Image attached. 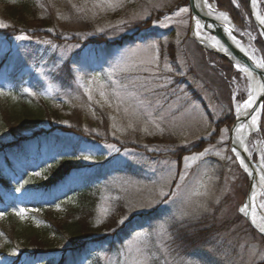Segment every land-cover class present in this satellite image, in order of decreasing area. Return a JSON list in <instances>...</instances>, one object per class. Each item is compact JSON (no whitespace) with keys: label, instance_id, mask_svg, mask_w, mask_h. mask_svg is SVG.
Here are the masks:
<instances>
[{"label":"rangeland","instance_id":"rangeland-1","mask_svg":"<svg viewBox=\"0 0 264 264\" xmlns=\"http://www.w3.org/2000/svg\"><path fill=\"white\" fill-rule=\"evenodd\" d=\"M34 1L39 7L45 5L40 7L43 14L51 10L52 16L56 17L57 28L47 33L60 41L34 38L28 32L31 40H16L15 36L20 31L16 33L11 29L13 25L4 18L0 4V20L11 25L0 28V88L11 93L0 96V102L8 105L6 108L4 105L8 113L12 108L21 110L24 106L37 110L48 103L60 112L63 119L58 122L48 117L49 120L37 124L23 135L32 140L22 148L12 150L9 144L16 138L5 129L0 115V150L10 148L13 151L11 154L0 152V176L11 179L7 185L0 183V211L7 213L0 219V264H124L125 259L130 262L137 257L136 247L141 242L151 249L156 264H261L264 241L239 214L248 193L249 179L232 155L229 139L230 129L237 118L235 103H242L247 98L250 83L232 64L228 62L235 72H231L229 65L219 56L205 51L189 39L192 21L188 0ZM236 3L240 4L239 8L235 7L241 11L243 22L241 27L234 22L236 33L250 52L258 49L256 57L264 60L250 5L248 12L240 0ZM73 4L76 8L72 7ZM263 6L264 0H258L261 16H264ZM181 7L188 8V12L173 15ZM77 8L82 11L77 12ZM165 14L171 16V20L166 21L170 26L154 27L152 21L162 20ZM39 16L44 18L41 14ZM120 21L129 22L125 31L118 33L110 28ZM68 25H77L75 29H82L78 33H85L86 39H81L76 33L64 32L62 27L68 29ZM97 28L107 29L115 38L96 32ZM245 31H250L257 39L250 40L243 34ZM65 36L71 39L66 40ZM165 39L167 43H164ZM46 40H51L57 47L53 49L50 45L38 43ZM152 41L161 47V73L171 78L167 89L157 90L158 93H168L165 107L172 105L163 120L157 119L163 131L144 119L131 120L132 127H129L130 118L122 108L116 109L111 90L104 89L109 93L106 102L99 95V82L89 84V74L99 73L104 80V72L110 62L122 52L136 44ZM77 43L81 45L80 49L68 48ZM77 52L80 53L77 59L84 61L83 79L79 81L68 72V64ZM143 55L139 54L138 59ZM62 56L64 60H61ZM165 63L170 64L174 71L167 72ZM233 77L235 81L230 83ZM88 86L92 88L93 100H89L84 91ZM25 89L37 94L31 95ZM109 103L113 106L110 107ZM75 109L79 110L77 117L82 116L81 127L71 124V119H75ZM256 141L263 142L264 155L261 126L251 147ZM202 142L207 144L201 146ZM107 144H114L121 151L110 152L104 147ZM205 148L211 151L203 159L187 162L189 171L185 183L200 195L192 194L188 200L182 191L174 204H155L159 200L161 177L167 178V183L174 188L178 180L172 176L185 169L182 157ZM83 155H91L93 159L77 158ZM253 156L257 162L254 150ZM65 158L72 159L76 168L71 176L66 177L65 184L54 191L51 190L54 187H41L52 169ZM34 172L41 174L33 176ZM29 178L30 183L16 191ZM86 185L97 198L91 219L95 227L102 229V235L98 238L101 240L78 255L73 256L67 244L60 251L37 258L19 244L12 243L3 231L8 215L18 217L27 227L40 230L45 226L41 207L51 208L53 214L62 216L67 205L74 204L73 195ZM163 188L169 190L167 184ZM196 202L206 205L207 211L201 208L196 218L172 221L171 217L178 216L181 210L190 212ZM20 208L28 210L25 219L15 215ZM124 215L129 219L120 226L117 221ZM98 221L102 223L97 224ZM165 221L166 227L171 225L170 231L178 234L175 239L167 233H159L160 225ZM204 230L209 234H196ZM134 231L151 233V236L134 238L130 235ZM7 244L11 247L4 252ZM13 249L18 250L16 256L10 254Z\"/></svg>","mask_w":264,"mask_h":264},{"label":"snow or ice","instance_id":"snow-or-ice-1","mask_svg":"<svg viewBox=\"0 0 264 264\" xmlns=\"http://www.w3.org/2000/svg\"><path fill=\"white\" fill-rule=\"evenodd\" d=\"M205 4H208V0H204ZM258 0H250L252 8L257 6ZM232 3L235 4L237 8L240 7V4L236 3V0H232ZM40 7H45V5L41 4ZM73 8L76 6L73 4ZM209 9H212V5L208 4ZM77 12L82 11V9L77 8ZM188 8L181 7L178 8L173 15H180L181 13H187ZM219 16L223 18L224 21H229V16L226 12H220ZM256 19L258 20V28L257 33L260 37V43L264 46V16L256 14ZM171 16L165 14L162 20H155L152 21V25L154 27H162L167 28L170 25L166 23V21H170ZM128 21H120L117 25H110L111 29H114L118 33H122L126 30V26L128 25ZM11 25L5 23L4 21L0 20V28H9ZM206 24L202 22L199 18H195V31L194 34L200 39V42L203 43L204 40L207 38L206 36L202 35L203 30L205 29ZM226 32V35L233 41L236 42V46L240 47V50L244 52L245 55L249 56V59L253 60L256 65V68L264 70V60H257L256 59V52L258 49H253L251 53L248 52L247 49L241 47L240 41L237 39L236 35H234L233 27L225 24L222 26ZM48 32H54L55 30L52 28L46 29ZM96 32L100 34L108 35L110 39H114L115 37L105 28H97ZM93 33H89L88 35H92ZM248 35L250 40H256L257 36H253L250 31H245L243 33ZM63 35V34H61ZM76 36L80 37L81 39H86L85 33H76ZM66 40L71 39L69 36L64 37ZM15 39L18 41L24 40H31L32 37L26 33L24 30H20V34L15 36ZM215 39V37H213ZM38 43H43L50 45L53 49L57 46L53 44L51 40L46 41H38ZM164 43H167L165 39ZM179 43V41H177ZM217 44H220L219 40H216ZM69 49H80L81 45L79 43L74 45H69ZM222 50L225 54L232 57V53L230 52L227 46H222ZM143 53V57L138 59L139 54ZM160 53L161 47L160 44L156 41L146 42L144 44H136L134 47H129L124 52H122L113 62H110L108 69L104 72V80H101V76L99 73L96 74H89V84L97 83L100 84V91L99 95L105 98V101L108 102V95L104 89H110V95L114 98V105L117 110L123 109V112L126 116L130 118L129 127H132L131 120L140 121L144 119L146 121H151L156 128L160 129L159 123H157V119L163 120L165 114L171 109L172 105H169L168 108L165 107V102L167 101L168 93L165 91L163 93H158V89H167L168 85L171 83V78L161 73L160 71ZM80 57V53L77 52L76 56L72 58L71 62L68 64V72L69 75L72 76L76 80H82L83 77L81 75L83 68H84V61L82 59H77ZM234 59L233 66L241 73H248L249 77L252 76L253 70L246 65H243L239 60ZM61 60H64V57H61ZM59 67V65L57 66ZM164 68L167 72L171 73L174 71L170 64L165 63ZM143 74V75H142ZM260 76H264V71H262ZM115 77V79L113 78ZM235 81V77L230 83ZM26 92H29L31 95H36L37 93L33 92L31 89H25ZM85 93L88 95L89 100H93L92 96V88L90 86L85 87ZM3 95H11L10 92L6 93L3 88H0V96ZM154 97V98H153ZM232 99L235 101V95H233ZM98 104L99 101H96ZM113 103H109V106L112 107ZM241 109L245 111L247 116L251 120V125L256 126L257 131H260V125L258 123L260 119V113L257 109L264 110V102L260 101V98L255 94V91H249L247 98L243 100L241 103L240 101H236L234 112L238 118L241 113ZM159 115H155V114ZM155 117V118H154ZM67 123V122H65ZM244 122L239 121V127L237 131H240L244 127H247ZM147 131V128L144 129ZM163 131V129H160ZM211 133H209V136ZM204 139H207L205 137ZM187 145H185L186 147ZM110 152L115 151L119 153L121 151L120 148H117L114 144H107L104 145ZM147 147V145H145ZM160 149H149V151H159ZM210 148H205L203 151L199 153H193L190 156L182 157V160L185 162V169L183 172L179 173L178 175L172 176V179L178 180L175 187L169 183H167V178L161 177V188L158 192L159 200L155 201V204H174L178 198H180L181 192L185 191V199L190 200L191 195H200V193L196 192L194 188H189L188 185L185 183L187 181L189 166L187 162L189 160L196 161L203 159L208 153H210ZM232 153L236 156L237 160L239 161L240 165L247 171L248 165L245 163V159L241 157L240 152L237 150L236 147L231 149ZM244 151L247 152V146L244 147ZM128 154V151L125 150V155ZM219 155V153H217ZM78 159L82 158L84 160H92L93 157L91 155H83L78 156ZM231 160V157H228ZM261 165V170L264 171V155L261 156L259 161ZM40 172H34L33 176H39ZM251 174V173H249ZM264 180V176L261 177ZM31 178L29 180H25L23 184H21L20 188H17L16 191H21L25 184L30 183ZM167 184L168 191H165L163 185ZM252 199H255V196H252ZM217 204L220 203L219 200L216 201ZM56 207L59 209L60 205L57 204ZM249 205H243L239 211L244 214L246 213V209H248ZM203 208L207 211L206 205H202L199 202L195 203V206L192 210L184 211L181 210L178 216L174 215L171 217L172 221L178 222L183 221L185 217H192L196 218L198 210ZM26 209L20 208L19 210L15 211V215L19 216L21 219L26 218ZM131 212V209L128 210ZM6 211H0V219H2L6 215ZM251 215V221L253 224L256 223L255 216ZM129 219L128 215L122 216L118 221V225L123 226L125 222ZM102 223V221H98L97 224ZM167 225V221L164 224L160 225L159 233H167L171 239H175L176 235H174L171 231V225ZM112 231H116V229H112ZM261 234H264V225H261L258 229ZM134 238L135 237H145L146 239L151 236V233H145L143 231H134L131 233ZM136 251L138 253L137 257L132 259L130 262L125 259L124 264H156L154 260L151 249L147 247V245L141 242L137 245ZM13 256L18 254L17 249H13L10 253ZM261 264H264V259L261 260Z\"/></svg>","mask_w":264,"mask_h":264},{"label":"trees","instance_id":"trees-1","mask_svg":"<svg viewBox=\"0 0 264 264\" xmlns=\"http://www.w3.org/2000/svg\"><path fill=\"white\" fill-rule=\"evenodd\" d=\"M213 1L217 4L219 9L227 11L230 14L237 27L243 26L241 15L239 14L241 11L235 7L232 0ZM240 1L243 4L244 9L249 12V0ZM0 4L3 6L2 14L4 18L12 23L13 28L11 29H14L16 33L17 31H20L19 29H22L34 38H55L60 41L59 38L53 37L46 31V29L49 28H57L56 17L52 16V13L50 12L51 10L48 12L46 11L43 14L38 3L34 0H0ZM39 14L43 15L44 18L39 16ZM72 25H68L70 26L68 29L62 27V30L71 33L82 31V29H75L78 28L77 25ZM60 36L62 35L60 34ZM259 41L260 37L258 40L259 47L264 52V46H262ZM220 59L229 65L231 72H235L233 66H231L227 60L223 58ZM4 105L5 108L6 106L8 107L7 104L0 102V115L5 124V129L10 135L16 138L14 143L9 144L11 149L22 148L27 141L32 140V138L23 135L28 133V131L33 129L37 124L43 123L45 120H49V118H53L58 122H61L63 119L60 112L51 108L48 103L44 104L41 109L40 107L36 108L37 110H32L26 106H24L25 110H18L15 108H12L11 110L9 108V113L5 111ZM73 112L75 114V119H71V124L75 127H81L82 116L80 115L79 118L77 117V114L79 115V110L75 109ZM72 130L75 131L74 128H72ZM261 130L264 136V110L261 121ZM205 144L207 143L202 142L200 145L204 146ZM6 149H8L10 153L13 152L12 150H15L3 148L0 151H6ZM29 159L31 160V158ZM30 160L25 161L29 162ZM74 169L76 168L74 167L72 159L65 158L61 160L58 166L52 169V172L48 175L47 182L42 184L41 187L46 189L54 187V189H51L54 191L55 188L59 187V185L67 180L66 177L68 175H72ZM15 172L16 170H14V173ZM10 181V178L0 176L1 184L7 185ZM73 196H75L74 204L67 205L62 216H56L53 214L51 208L41 207L42 219L44 220L45 226L40 230H34L31 226L27 227L21 223L18 217L8 215V223L5 228L2 227L3 231L8 235V238L12 243L19 244L24 251L29 252L30 255L37 258H43L50 253L60 251L59 249L63 248V246L66 247L67 244L70 245L68 249H70L72 255L76 256L85 249H88L93 243H97L101 240V238H98L102 235V229L95 227L92 223L91 214L94 213L97 198L95 194L91 192L90 187L86 185L80 188L78 193ZM196 234L206 236L209 232L204 230L196 232ZM49 237H52L53 239L49 240ZM8 244L4 246V252L11 247Z\"/></svg>","mask_w":264,"mask_h":264},{"label":"water","instance_id":"water-1","mask_svg":"<svg viewBox=\"0 0 264 264\" xmlns=\"http://www.w3.org/2000/svg\"><path fill=\"white\" fill-rule=\"evenodd\" d=\"M208 1L210 2V0H208ZM198 3H199V0H188L189 10H190V14H191V21H192L191 31L193 29V24L195 22V18H199L202 22H204L206 24L205 31H207L208 33H210L211 35L216 37L224 46H227L229 48L230 52L232 53V57L227 56L226 54H223V53L218 52L216 50H210V49H207L203 46H200L198 41L196 39H194L193 36H191L190 38L193 39L197 44H199V46L201 48H203L206 51L213 53L219 57L225 58L232 65L235 62L233 59V57H234L235 59L239 60L243 65H246L249 68H251L253 70L251 86H252V88H254L255 94L260 98V101L264 102V76L259 75L264 70L256 68V65L253 62V60L249 59V56L245 55L244 52H242L240 50V47L236 46V42L231 40L226 35V32H225L224 28L222 27L224 25L223 23L217 21L216 19H213L211 17L204 15L199 11ZM249 5H250V10H251L254 22L258 27V20L256 19V16L253 13V9H252L250 0H249ZM223 12H225V11H223ZM234 35H236V37L240 41V44L242 47L243 42L240 40L239 36L237 35V33L235 31H234ZM257 111L260 113L259 125L261 126V116H262L263 110L257 109ZM249 119L250 118L247 116L246 113L242 114L239 117V121H242V122H246ZM239 121H238V118H236L234 124L232 125V127L230 129V135H229L230 151L233 147H235L234 136H235L236 129L239 127ZM238 151L240 152L241 157H243L245 159V163L248 165V169H247L246 174H247L248 179H249V189H248L247 196H246L242 206L245 204H248L249 207H248V209H246V213L253 214L252 208H251V198L254 194V191H255V188L257 185L258 171H259V175H262V176H264V171L261 170L260 163L255 162L253 159H251L248 152H245L244 149H239ZM231 153H232V151H231ZM232 155L236 158V156L233 153H232ZM249 173H251V174H249ZM262 193L264 194V186L262 188ZM239 214L248 222V224L251 226V228L264 241V234H261L258 231L260 225L257 222L255 224L252 223L251 215L241 213L240 211H239Z\"/></svg>","mask_w":264,"mask_h":264},{"label":"bare ground","instance_id":"bare-ground-1","mask_svg":"<svg viewBox=\"0 0 264 264\" xmlns=\"http://www.w3.org/2000/svg\"><path fill=\"white\" fill-rule=\"evenodd\" d=\"M210 2H212V1L210 0ZM210 2L208 1V4L212 5L211 10L209 9L208 4H205L204 0H199V3H198L199 11L208 17L216 19L217 21L223 23L224 25L228 24L229 26L233 27L234 31L236 32L237 31L236 26H235V23L232 20L231 16L228 15L229 21H224L223 18L219 16V13L223 12V11L220 10L215 4L210 3ZM252 9H253V13L255 16L257 13L260 15L259 9H258V2H257V6L255 8H252ZM194 31H195V22L193 24V29L191 31L190 37L193 36V38L198 41L200 46H203V47L210 49V50H216L218 52L225 54L222 50V46H224V45L221 42H220V44H217L216 40H218V39L216 37H215V39H213L214 36L211 35L210 33H208L207 31H205V29H204L202 35L206 36L207 38L204 40L203 43H201L200 39L194 34ZM190 37H189V39H191ZM191 40H193V39H191ZM194 43H196V42L194 41ZM242 47L247 49L248 52L251 53L250 50L243 43H242ZM227 56H229V55H227ZM220 58H222V57H220ZM223 59H225V58H223ZM256 59L261 60L258 57H256ZM243 74L246 76V78L248 79V81L250 83V91H253L254 88H252V86H251L252 76L249 77L248 73H243ZM244 113H245V111L243 109H241L240 116ZM244 123L248 126L244 127L240 131H237V129H236L235 136H234L235 147L237 148V150H239V149H244V147L247 146V148H248L247 152H248L249 156L251 157V159H253V160H254V156H253V150H254L255 153L257 154V157H258L257 162L259 163L261 156L263 155V142L262 141H256L255 145L253 147H251V142H252L253 138L259 132L257 131L256 126L251 125L250 119ZM258 123H259V121H258ZM235 160L239 163L237 158H235ZM239 165H240V163H239ZM240 167L242 168V170L245 173L247 172L241 165H240ZM261 177H262V175H259V171H258V181H257V185H256V188H255V191L253 194L255 196V199L251 198L252 213L255 216L256 222L260 226L264 225V194L262 193V188L264 186V180H262Z\"/></svg>","mask_w":264,"mask_h":264}]
</instances>
